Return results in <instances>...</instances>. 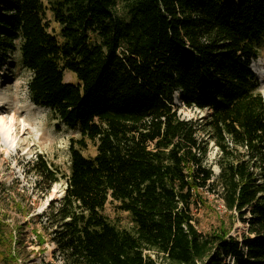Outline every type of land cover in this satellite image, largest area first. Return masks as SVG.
Segmentation results:
<instances>
[{"label":"trees","instance_id":"obj_1","mask_svg":"<svg viewBox=\"0 0 264 264\" xmlns=\"http://www.w3.org/2000/svg\"><path fill=\"white\" fill-rule=\"evenodd\" d=\"M121 1L124 17L116 0H0V66L19 42L30 102L79 134L68 143V174L40 155L27 165L46 194L65 183L37 216L53 256L61 264H264V98L250 67L264 0ZM66 71L75 84L63 81ZM175 95L204 116L180 119ZM89 144L91 158L82 155ZM203 194L221 200L229 227L220 220L197 230ZM108 203L130 217V231L102 214ZM236 220L246 225L241 241L229 236ZM17 227L15 244L24 246ZM12 242L0 216V264H19Z\"/></svg>","mask_w":264,"mask_h":264},{"label":"rangeland","instance_id":"obj_2","mask_svg":"<svg viewBox=\"0 0 264 264\" xmlns=\"http://www.w3.org/2000/svg\"><path fill=\"white\" fill-rule=\"evenodd\" d=\"M116 1L117 14L124 17L123 2ZM45 21L49 25L48 31L57 36L58 25L54 23L50 12H46ZM18 47L19 42H16V49L0 66V107L5 108L0 110V116L8 117L14 114L16 131H19L22 120L27 131L22 138L18 137L16 148L4 144L0 138V216L4 217L13 237L12 245L16 254L20 255L19 264H61L59 258L53 256L51 250L53 244L49 242L48 232L42 230L44 219L39 222L37 216L46 210L50 201H58L62 198L65 183L59 181L46 194L41 189L35 188L36 177L28 172L27 165L40 155L59 172L68 174L70 165L68 143L72 138H79V134L54 120L48 110L38 109L39 107L30 102L27 83L31 74L21 64ZM255 49L256 59L250 67L256 74L257 92L264 98V79L261 80L264 76V36L256 44ZM63 81L76 83L75 76L68 71L64 73ZM174 101L177 103V115L180 119L195 120L204 116V113L196 109L185 108L178 95L174 96ZM82 155L91 158L95 155V149L89 144ZM215 156L216 151L210 144L209 165L214 162ZM211 166L213 170L214 165ZM203 198L207 199L208 208L193 210L197 220V230L206 234L211 229L219 227L220 220H224L226 227H229L221 200L211 194H203ZM102 214L121 230L130 231L133 227L130 217L120 212L114 203L106 204ZM17 226H20L19 231L23 241L21 243L24 246L15 244ZM245 233L246 225L238 220L234 221L229 236L241 241ZM36 235H40V238L37 239Z\"/></svg>","mask_w":264,"mask_h":264},{"label":"bare ground","instance_id":"obj_3","mask_svg":"<svg viewBox=\"0 0 264 264\" xmlns=\"http://www.w3.org/2000/svg\"><path fill=\"white\" fill-rule=\"evenodd\" d=\"M260 73L261 72H259V74ZM263 79H264V76L261 78V80H263ZM2 109H5V108L0 107V110H2ZM7 109H9V108H7ZM38 109H41V108H38ZM15 122H16V119H15L14 114H11L8 117H5L3 115L0 116V138L4 144L8 145L11 148L17 147L18 137L22 138L25 135L24 132L27 131V129L25 127V122L22 120V121H20V125H19V126H21L20 127L21 130L19 129V131L17 132L16 128H15ZM17 133H18V135H17ZM213 170L216 171L217 168L214 166ZM53 193H54V191H53ZM53 249H54V246L52 247L51 250H53Z\"/></svg>","mask_w":264,"mask_h":264},{"label":"water","instance_id":"obj_4","mask_svg":"<svg viewBox=\"0 0 264 264\" xmlns=\"http://www.w3.org/2000/svg\"><path fill=\"white\" fill-rule=\"evenodd\" d=\"M174 104H175V102H174ZM214 172H215L214 174H217L218 173V169L216 171H214ZM63 194H64V192H63Z\"/></svg>","mask_w":264,"mask_h":264}]
</instances>
